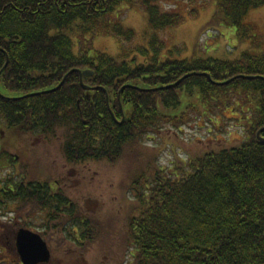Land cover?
Wrapping results in <instances>:
<instances>
[{
  "label": "trees",
  "instance_id": "16d2710c",
  "mask_svg": "<svg viewBox=\"0 0 264 264\" xmlns=\"http://www.w3.org/2000/svg\"><path fill=\"white\" fill-rule=\"evenodd\" d=\"M166 1L178 0H0V133L5 127L49 142L60 132L66 163L115 164L127 147L166 125L181 127L191 112L213 123L231 110L244 131L237 145L194 156L189 170L180 164L175 174L155 169L152 179L143 171L131 178L137 195L117 264H264V143L257 137L264 139V53L180 58L183 45L166 49L155 34L148 47L131 48L135 33L112 18L117 8L143 9L152 31L161 32L184 22L161 9ZM185 1L197 15L201 3ZM263 6L215 0L209 26L233 27L240 43L257 42V27L244 20ZM95 37L116 38L120 53L93 50ZM134 53L145 61L128 59ZM1 140L0 171L12 167L19 179L0 181V213L15 204L48 210L51 230L76 248L55 264H84L81 252L108 238L109 227L34 182L30 159Z\"/></svg>",
  "mask_w": 264,
  "mask_h": 264
},
{
  "label": "rangeland",
  "instance_id": "374dc122",
  "mask_svg": "<svg viewBox=\"0 0 264 264\" xmlns=\"http://www.w3.org/2000/svg\"><path fill=\"white\" fill-rule=\"evenodd\" d=\"M198 1L202 8L198 7V14L194 17L189 15L192 6L185 0L161 3L163 11H171L184 18L180 26L161 32L152 31L146 12L137 6L120 5L112 18L135 33L131 48L148 47L150 38L155 34L165 43L166 49L183 45L180 58L195 56L234 60L244 51L264 53V6L250 11L244 20V24L257 27L256 32L251 35L259 36V41L256 42L250 36L240 43L235 35V28L209 26L215 10V0ZM92 42L93 50L110 56L120 53L119 42L114 37H95ZM133 55L138 62L145 61L138 53L130 54L128 59ZM199 117L196 112H191L189 119L181 127L166 125L160 133L142 138L133 146L127 147L115 164L105 161L80 165L66 163L60 151L63 142L60 132L56 139L45 142L33 135L15 136L3 127L0 138L4 145L14 147L19 155L30 159L29 175L33 180L47 183L71 205L79 207L85 216L97 217L109 227L108 238L96 241L81 252L84 264H117L118 258L125 259L121 237L130 207L137 195V189L131 185V178L143 171L146 178L148 176L147 179H152L150 174L155 169H161L165 174H175L176 166L180 164L189 170L187 164L194 156L209 150L235 146L244 136L241 124L232 120L234 112L231 110L226 111L223 116L215 114L213 123ZM18 174V170H13L12 167L3 169L0 171V181L3 182L8 176L19 179ZM141 192L144 193V190ZM16 206H10L6 215L0 213V264L14 263L16 256L8 237L11 231L24 227V221L29 226L36 227L34 232L39 233L45 241L53 264L55 258L74 253L76 248L72 243L64 241L66 236L60 230L55 232L49 227L46 218L48 210H36L31 204H25L18 211Z\"/></svg>",
  "mask_w": 264,
  "mask_h": 264
},
{
  "label": "water",
  "instance_id": "95a60500",
  "mask_svg": "<svg viewBox=\"0 0 264 264\" xmlns=\"http://www.w3.org/2000/svg\"><path fill=\"white\" fill-rule=\"evenodd\" d=\"M92 73L83 71L80 76L88 77ZM84 89H88L83 86ZM257 137L261 143L264 139ZM16 252L22 264H46L50 261V251L40 235L25 229H19L15 239Z\"/></svg>",
  "mask_w": 264,
  "mask_h": 264
},
{
  "label": "flooded vegetation",
  "instance_id": "af4514ba",
  "mask_svg": "<svg viewBox=\"0 0 264 264\" xmlns=\"http://www.w3.org/2000/svg\"><path fill=\"white\" fill-rule=\"evenodd\" d=\"M22 179V182L23 183H26L27 182V179H26V176H23V178H21ZM34 182H36V183H43V182H40L39 180H33ZM53 188V187H52ZM53 190H54V194H58L59 192L55 189V188H53ZM53 201H55V199L53 198L52 199ZM24 227H21V228H19V229H25V230H28V231H31V232H33V233H36V234H38V235H40L39 233H37V232H34V230H35V226L34 225H31V226H29L30 224H27V221H24ZM18 229V230H19ZM18 230H14V231H11L10 232V235H9V237H8V240H9V244H11V247H12V250L14 251V253H15V256H16V259L13 261L14 263L13 264H22L21 263V261H20V258H19V256H18V254H17V252H16V247H15V239H16V233H17V231ZM41 236V235H40ZM42 238V237H41ZM43 239V238H42ZM50 256H51V252H50ZM52 260H51V258H50V261L48 262V263H46V264H53V262H51ZM12 264V263H11Z\"/></svg>",
  "mask_w": 264,
  "mask_h": 264
}]
</instances>
